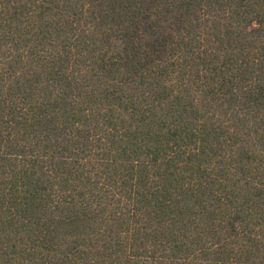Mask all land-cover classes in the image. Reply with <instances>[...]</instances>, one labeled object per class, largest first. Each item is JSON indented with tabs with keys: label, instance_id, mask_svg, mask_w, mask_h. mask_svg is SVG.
I'll return each instance as SVG.
<instances>
[{
	"label": "trees",
	"instance_id": "trees-1",
	"mask_svg": "<svg viewBox=\"0 0 264 264\" xmlns=\"http://www.w3.org/2000/svg\"><path fill=\"white\" fill-rule=\"evenodd\" d=\"M0 264H264V0H0Z\"/></svg>",
	"mask_w": 264,
	"mask_h": 264
}]
</instances>
